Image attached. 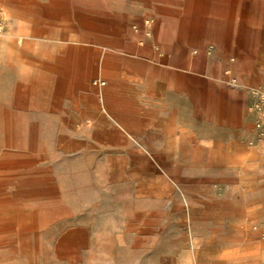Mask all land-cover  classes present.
Listing matches in <instances>:
<instances>
[{"label": "rangeland", "instance_id": "rangeland-1", "mask_svg": "<svg viewBox=\"0 0 264 264\" xmlns=\"http://www.w3.org/2000/svg\"><path fill=\"white\" fill-rule=\"evenodd\" d=\"M5 2L0 264H264V0ZM163 53L188 67L182 134L139 100L164 75L119 71ZM95 79L121 81L126 107H104ZM208 90L230 132L192 116Z\"/></svg>", "mask_w": 264, "mask_h": 264}, {"label": "crops", "instance_id": "crops-1", "mask_svg": "<svg viewBox=\"0 0 264 264\" xmlns=\"http://www.w3.org/2000/svg\"><path fill=\"white\" fill-rule=\"evenodd\" d=\"M6 0H0V4L4 6H8L5 2ZM2 23L6 26V31L3 32V36L0 37V58L1 64L3 63L4 69H9L12 66V51H13V38L10 32L17 28L16 24L14 25L13 17L8 14L3 16ZM23 27V25L21 24ZM182 26V22L179 23V27ZM24 29V28H23ZM16 46V45H15ZM22 51V49H21ZM25 52V51H23ZM244 54H248L246 50L241 51ZM27 55V51L25 52ZM257 58L263 61V55L261 53H256ZM39 56L43 55L38 54ZM57 55V54H56ZM202 55L201 49H199L197 54V59ZM126 63H124L123 68L120 69L125 74L131 73H141V75H148L147 72L149 70H154L158 72L160 75H164L163 79H154L149 83V91L148 96L140 97L139 100L148 104V107L154 110L157 113L158 124H164L168 126L179 128L177 133L182 134L184 131V125L187 123L189 118V109H188V95H187V83H188V67L185 60V57L177 58L173 54L163 53L158 58L157 57H133L132 59H124ZM65 61V60H64ZM106 60H102V65H105ZM127 62H133L134 65L131 67L126 66ZM49 65L52 66L53 69L61 68V60L57 55ZM2 66V65H1ZM233 69L236 70V66H233ZM173 77H177L178 81L174 82ZM250 77V75H249ZM180 82V83H179ZM121 81L113 82L109 81L108 88L101 86L99 97L101 99L102 104L106 108H112L113 106L119 109H124L125 99L121 96L122 91L118 87H120ZM250 84L253 89H259L264 86V75H254L251 77ZM116 86V87H115ZM144 94V92L140 93ZM138 99V97H137ZM136 100V98H135ZM215 95L211 90L207 91V95L205 97L204 105H197L195 110L193 111L192 116L196 119H200L202 121V125H212L216 127H220L221 131L227 132L234 127L232 122V114L230 112H226L223 108L222 104L218 105L215 108ZM113 109V108H112ZM215 119H223V123H215ZM226 121V122H225ZM168 133V130L166 134ZM168 139V137L166 138ZM227 141V149L232 148L234 145V139L228 138L224 139ZM257 152L264 158V138L259 140L257 143ZM239 166L244 169L248 168L247 165L239 164Z\"/></svg>", "mask_w": 264, "mask_h": 264}, {"label": "built area", "instance_id": "built-area-1", "mask_svg": "<svg viewBox=\"0 0 264 264\" xmlns=\"http://www.w3.org/2000/svg\"><path fill=\"white\" fill-rule=\"evenodd\" d=\"M0 19H1V11H0ZM1 31H2V25H1V21H0V33H1ZM93 84L101 87V86H104L105 85V82L102 81V80H100V79H95L93 81ZM260 94H261V100L264 103V93L263 94L260 93ZM262 117H264V115H262ZM263 125H264V123H263ZM258 128H260L261 131L263 130V127H261L260 125H258Z\"/></svg>", "mask_w": 264, "mask_h": 264}, {"label": "bare ground", "instance_id": "bare-ground-1", "mask_svg": "<svg viewBox=\"0 0 264 264\" xmlns=\"http://www.w3.org/2000/svg\"><path fill=\"white\" fill-rule=\"evenodd\" d=\"M254 90L263 94L264 93V86L260 87L259 89H254Z\"/></svg>", "mask_w": 264, "mask_h": 264}]
</instances>
